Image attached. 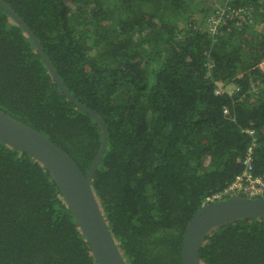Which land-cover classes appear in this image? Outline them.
Segmentation results:
<instances>
[{
    "label": "trees",
    "instance_id": "obj_1",
    "mask_svg": "<svg viewBox=\"0 0 264 264\" xmlns=\"http://www.w3.org/2000/svg\"><path fill=\"white\" fill-rule=\"evenodd\" d=\"M3 1L106 124L92 186L127 264H183L188 224L242 174L254 140L253 176L264 179V0ZM0 111L84 174L102 146L101 124L1 6ZM201 262L264 264V218L214 229ZM0 264H98L50 171L3 142Z\"/></svg>",
    "mask_w": 264,
    "mask_h": 264
},
{
    "label": "water",
    "instance_id": "obj_2",
    "mask_svg": "<svg viewBox=\"0 0 264 264\" xmlns=\"http://www.w3.org/2000/svg\"><path fill=\"white\" fill-rule=\"evenodd\" d=\"M0 6L32 38L62 92L79 110L94 117L101 124L104 132L102 146L86 174L82 172L69 154L48 137L1 111L0 142L21 153L28 154L50 171L63 198L77 219L98 264H127L109 229L92 186L95 173L108 146L106 124L94 111L81 105L70 93L31 28L3 0H0ZM253 218H264V198L251 199L234 196L227 200L203 205L188 224L184 234L183 264H202V247L206 237L214 229L237 220Z\"/></svg>",
    "mask_w": 264,
    "mask_h": 264
},
{
    "label": "built area",
    "instance_id": "obj_3",
    "mask_svg": "<svg viewBox=\"0 0 264 264\" xmlns=\"http://www.w3.org/2000/svg\"><path fill=\"white\" fill-rule=\"evenodd\" d=\"M212 31L216 32V28H212ZM224 91H226V88L224 86H219L216 93L220 95ZM225 113L227 114L228 112L225 110ZM246 132L251 135L254 133V131L251 130H247ZM254 147L255 140L253 141L252 146L248 149L247 155L244 159V170L242 174L237 176L235 181L229 187L208 197L205 200L204 205L221 200H227L234 196L251 199L264 198V179L253 176L252 154Z\"/></svg>",
    "mask_w": 264,
    "mask_h": 264
},
{
    "label": "rangeland",
    "instance_id": "obj_4",
    "mask_svg": "<svg viewBox=\"0 0 264 264\" xmlns=\"http://www.w3.org/2000/svg\"><path fill=\"white\" fill-rule=\"evenodd\" d=\"M205 1H208V0H205ZM210 1H214L215 2V4L217 5V4H219L220 5V2H219V0H210ZM214 4V5H215ZM215 5V6H216ZM221 6V5H220ZM226 6L224 5L223 7H222V10H220V12L222 13V14H224V12L226 11ZM196 16H198L197 14H196ZM218 20H220V19H217V21H215V26H217L218 25V23H219V21ZM215 28V27H214ZM234 91H236V88H235V86H233V85H231V86H228V87H226V92H228L229 94H234Z\"/></svg>",
    "mask_w": 264,
    "mask_h": 264
},
{
    "label": "clouds",
    "instance_id": "obj_5",
    "mask_svg": "<svg viewBox=\"0 0 264 264\" xmlns=\"http://www.w3.org/2000/svg\"><path fill=\"white\" fill-rule=\"evenodd\" d=\"M228 10H230V9H228Z\"/></svg>",
    "mask_w": 264,
    "mask_h": 264
}]
</instances>
